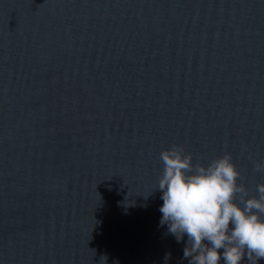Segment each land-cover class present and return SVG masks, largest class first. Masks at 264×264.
<instances>
[{"label": "water", "instance_id": "obj_1", "mask_svg": "<svg viewBox=\"0 0 264 264\" xmlns=\"http://www.w3.org/2000/svg\"><path fill=\"white\" fill-rule=\"evenodd\" d=\"M173 144L264 183V0H0V264H188Z\"/></svg>", "mask_w": 264, "mask_h": 264}, {"label": "clouds", "instance_id": "obj_2", "mask_svg": "<svg viewBox=\"0 0 264 264\" xmlns=\"http://www.w3.org/2000/svg\"><path fill=\"white\" fill-rule=\"evenodd\" d=\"M163 171L160 225L177 242L187 237L188 264H258L264 259V183L255 194L243 183L230 152L207 163L193 162L183 145L160 152ZM253 170L264 173V160Z\"/></svg>", "mask_w": 264, "mask_h": 264}]
</instances>
